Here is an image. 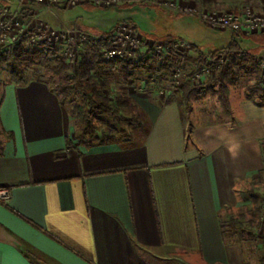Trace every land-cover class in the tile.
Instances as JSON below:
<instances>
[{
  "label": "crops",
  "instance_id": "1",
  "mask_svg": "<svg viewBox=\"0 0 264 264\" xmlns=\"http://www.w3.org/2000/svg\"><path fill=\"white\" fill-rule=\"evenodd\" d=\"M162 100L137 140L76 142L49 85L2 87L0 264H245L222 221L264 170V101L231 89L225 120L203 121Z\"/></svg>",
  "mask_w": 264,
  "mask_h": 264
},
{
  "label": "rangeland",
  "instance_id": "2",
  "mask_svg": "<svg viewBox=\"0 0 264 264\" xmlns=\"http://www.w3.org/2000/svg\"><path fill=\"white\" fill-rule=\"evenodd\" d=\"M0 2L17 10V14L20 15L14 17L10 23V34L17 32V28L22 26L25 30H35L41 34L40 36H49L51 30L81 29L93 37H98L121 23L129 22L133 26L135 36L139 38L140 48L135 50L133 61L122 58L121 60L124 62L131 61L135 64L140 60H146L147 56H151L155 52L152 47L166 41L172 43L183 41L191 45V50L185 53L178 51V53L171 54H177L175 56L178 57L176 64L181 67V85L177 90L170 88L169 83L173 79V72L178 68H162L163 61H165L163 58H156L157 71L151 74L143 68L122 69L111 62L120 60V58L107 59L101 56L104 64L100 65V73L94 77V82L108 99L110 105L120 108L121 118L114 119L104 114L95 113L91 117L92 125L95 128L93 137H90L88 131L79 121V108L86 105L84 97L82 95L70 96L66 92H61L64 78L47 64V58L51 57L44 54L45 57L37 64L27 67L23 64L19 71L10 62L2 64L0 66V91L7 84H22L29 80H36L49 85L63 97L70 114V137L76 142L103 139L124 143L139 139L147 126L145 107L162 100L161 97H163V102H168V100L178 102L186 116L189 115L203 121L225 120L227 113L230 112L222 107L217 94H213L217 88L216 85H212L208 81L218 73L219 69L216 70L213 65H209L208 63L211 61L208 59L217 58L228 51L226 45L229 44L230 34L235 35L231 41L236 38L234 41L240 45L242 59L239 64L232 66L234 78L228 82L229 92L231 89L240 90L243 88L250 95H259L260 99L264 101V50L251 49L254 47L252 43L256 42L264 46V39L259 41L257 40L260 38L259 36L254 37L264 31L215 30L200 19L201 14L205 12L242 14L250 11L253 14L264 16V0H233L229 3H218L215 0H198L196 3L179 0H160L158 3L130 0L112 6L83 3L72 7L62 4L48 6L30 0H0ZM171 2L176 6L174 10L170 5ZM122 16L133 17L140 30L134 22ZM0 17L2 18V16ZM116 17L122 18L109 28ZM3 18L5 17L3 16ZM17 22L19 25L16 24ZM15 41L9 43L11 44L9 48L18 42ZM25 41L26 48L33 47L30 42ZM104 44H106L105 41ZM4 45L8 44H3L0 40V46ZM90 46L89 43L76 46L74 49L76 55L72 51L73 61L59 57L70 65L69 73L74 68V58L84 56L88 59L91 56V50L88 49ZM147 48L152 49L148 50L146 54ZM212 51L214 53H211ZM199 52L203 54V58L207 59V62L200 63L197 62L198 60L193 63L188 62V58L196 59ZM245 52L252 57H246ZM137 54L138 57H136ZM203 66L206 67V70L200 69L204 68ZM95 68L97 69V66ZM95 68L92 70L93 74L96 73ZM19 73L21 75H18ZM198 73L200 76H196ZM154 75L157 79L156 82L153 81ZM153 77L154 79H152ZM179 78V76L176 77V79ZM189 88L193 89L186 100L185 93ZM160 90L164 92L162 95ZM243 189L246 202L238 208L227 211L222 222L227 224L234 219L240 224V230L235 237L242 240L245 264H264V171L246 182Z\"/></svg>",
  "mask_w": 264,
  "mask_h": 264
},
{
  "label": "built area",
  "instance_id": "3",
  "mask_svg": "<svg viewBox=\"0 0 264 264\" xmlns=\"http://www.w3.org/2000/svg\"><path fill=\"white\" fill-rule=\"evenodd\" d=\"M37 4L43 5H58L62 4L63 6H77L83 3H90L96 6H112L119 4L121 2L130 1V0H30ZM134 1V0H132ZM140 2H154L158 3L160 0H137ZM166 4V3H165ZM172 9H175V5L173 2L170 3ZM0 40L5 48H8L9 43L12 41H19L20 39H25L30 42L33 46L37 45L51 58H65L73 61L72 56L75 53V47L80 46L82 44H91L95 41H103V47L101 48L100 55L107 59H115V58H124V60L133 61L135 56L133 55L137 48H140L139 38L135 36V32L133 30V26L129 24V22H124L116 26L114 29L105 32L102 36L93 37L91 34L85 32L84 30H61L55 31L51 30L49 36H40L38 32L35 30H25L22 26L17 28V32L10 34L9 25L14 20V17L20 16L17 14V10L11 9L8 5L0 2ZM8 18L7 20L5 18ZM8 16V17H7ZM200 17V16H199ZM207 25L214 29H229L231 31H264V16L253 14L250 11H246L242 14L235 13H225V14H216L213 12H205L201 14V18ZM19 25V23H16ZM91 40V41H90ZM104 41L106 44H104ZM175 41V40H174ZM14 42V43H15ZM109 43V45H107ZM155 52L156 58H163L164 66L172 65L171 68H178L173 72V79L169 83L170 88L178 89L181 85V72L180 66L176 64V60L178 57L176 55H171L174 52H187L191 50V45L187 44L183 41L180 42H170L166 41L162 44H157L152 47ZM147 48V51L152 49ZM74 51V54L72 53ZM104 55V56H103ZM139 55L137 54L136 57ZM147 56V55H146ZM226 58V53L222 56H218L217 58L208 59L211 61L208 63L209 65H213L214 69H219L221 64L224 63ZM76 58H74L75 61ZM130 61V62H131ZM200 68L202 70H206V67ZM186 68V67H183ZM178 71V72H177ZM180 77L176 79V77ZM196 76H200L199 73ZM155 77V79H154ZM152 79L156 82V76L154 75ZM195 79V78H194ZM164 92L160 90V94L162 95ZM12 197V191L9 187L0 186V204H8Z\"/></svg>",
  "mask_w": 264,
  "mask_h": 264
},
{
  "label": "trees",
  "instance_id": "4",
  "mask_svg": "<svg viewBox=\"0 0 264 264\" xmlns=\"http://www.w3.org/2000/svg\"><path fill=\"white\" fill-rule=\"evenodd\" d=\"M25 42V39H20L10 48L0 46V66L4 63L10 62V64L19 71L20 68L23 67V64H25L26 67L37 64L45 57V55H47L44 50L37 47V45L33 47L28 46V48H26L24 46ZM90 45L91 46L88 49L91 50V56L88 59L84 58V56L76 58L73 64L74 68L70 73L68 72L70 65L65 63L60 58H47L46 62L53 68L54 72L63 76L64 84L61 87V92H66L70 96L82 95L84 97L86 105L79 108V121L83 128L88 131L90 137H93L95 135V128L92 125L91 117L95 113L104 114L114 119H120L121 110L117 106L110 105L108 99L94 82V77L100 73V65L104 64L100 55L101 48L103 47V41H95ZM200 52L196 59L188 58V62L193 63L195 60H198L197 62L200 63L204 61L207 62V59H204L203 54H201L202 52ZM211 53H214V51ZM240 54L241 50L239 43L231 41L228 45V51L226 52L224 63L221 64L218 73L208 80L212 85H216L217 88L214 90L213 94H217L220 104L227 112H230L228 82L234 78L232 66L240 63L242 59ZM244 55L246 57H252L247 52H245ZM212 57H214L213 54ZM111 62L122 69L127 70L130 68H143L151 74H154L157 71L158 65L155 54H151V56L146 57V60H140L135 64L131 62H124L123 60H112ZM95 66H97V69ZM171 66L172 65H163L161 67L171 68ZM93 68L96 69L95 74L92 73ZM18 75L21 74L19 73ZM20 79H22V76H20ZM191 89L193 88H189L185 93L186 100L192 91ZM168 102L172 101L168 100ZM262 145L264 147V143H262ZM222 228L236 236L240 230V224L236 220L232 219L227 222V224L223 222ZM239 241L242 242L241 239H239Z\"/></svg>",
  "mask_w": 264,
  "mask_h": 264
}]
</instances>
